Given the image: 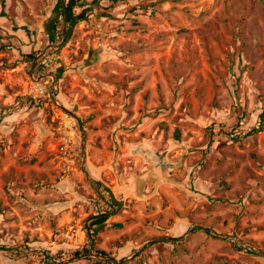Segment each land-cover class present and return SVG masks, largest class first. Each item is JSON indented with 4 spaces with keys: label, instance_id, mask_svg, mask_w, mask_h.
Instances as JSON below:
<instances>
[{
    "label": "rangeland",
    "instance_id": "rangeland-1",
    "mask_svg": "<svg viewBox=\"0 0 264 264\" xmlns=\"http://www.w3.org/2000/svg\"><path fill=\"white\" fill-rule=\"evenodd\" d=\"M263 111L264 0H0V264H264Z\"/></svg>",
    "mask_w": 264,
    "mask_h": 264
},
{
    "label": "trees",
    "instance_id": "trees-1",
    "mask_svg": "<svg viewBox=\"0 0 264 264\" xmlns=\"http://www.w3.org/2000/svg\"><path fill=\"white\" fill-rule=\"evenodd\" d=\"M115 1V0H113ZM77 3V1H76ZM72 8L73 6L72 5H68V6H63V5H60V18L63 19V21H65L66 23L68 24H74V23H77L78 21L82 20L83 17L81 15L79 16H73V14L71 13L72 12ZM59 20V18H58ZM53 28L55 29V26H53ZM56 31V29L54 30V32ZM54 34L52 33V36ZM26 58L29 60V61H33L34 58H35V54L34 53H30L29 55L26 56ZM42 68V65L39 64L38 67H37V71ZM4 113L2 112L1 113V116H0V119L3 117ZM1 121V120H0ZM263 124H264V111L263 113H261L258 117V120L256 122V124L249 130H247L246 132L244 133H238L236 136H239L242 134V137H249V136H252L254 134H257L259 132H261L263 130ZM233 140H236V137L232 138ZM109 204L113 207L112 205V202H109ZM116 227H120V225H115ZM92 237V233H90L88 235V239ZM87 242L80 248V249H76L74 251H72L70 254H68L66 257L64 256H57V258H67L69 260H78V259H81L85 256H87L89 253H90V250L87 248ZM95 254L99 255V256H102V257H107V254L103 251H94ZM252 253V252H251ZM63 260V259H61ZM55 261V259L53 257H51L50 255L48 254H43L40 255V263L41 264H51Z\"/></svg>",
    "mask_w": 264,
    "mask_h": 264
},
{
    "label": "built area",
    "instance_id": "built-area-1",
    "mask_svg": "<svg viewBox=\"0 0 264 264\" xmlns=\"http://www.w3.org/2000/svg\"><path fill=\"white\" fill-rule=\"evenodd\" d=\"M48 95L49 92L44 85L38 83L37 81L32 82L29 93V96L32 99L46 98Z\"/></svg>",
    "mask_w": 264,
    "mask_h": 264
},
{
    "label": "water",
    "instance_id": "water-1",
    "mask_svg": "<svg viewBox=\"0 0 264 264\" xmlns=\"http://www.w3.org/2000/svg\"><path fill=\"white\" fill-rule=\"evenodd\" d=\"M77 120H78V122H79L80 129H82V128H81V121H80L79 119H77ZM195 230H202V231H206V232L209 231L208 228H205V227H202V226H195V227H193L192 229H190V232H193V231H195ZM168 240H172V239H167V238L162 237V238L154 239V240L151 242V244H152V243H157V242H165V241H168Z\"/></svg>",
    "mask_w": 264,
    "mask_h": 264
}]
</instances>
